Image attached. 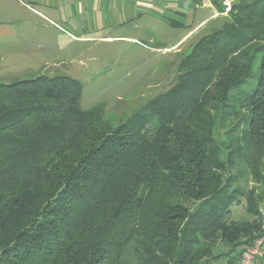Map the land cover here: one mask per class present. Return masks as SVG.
Returning a JSON list of instances; mask_svg holds the SVG:
<instances>
[{
	"label": "trees",
	"instance_id": "16d2710c",
	"mask_svg": "<svg viewBox=\"0 0 264 264\" xmlns=\"http://www.w3.org/2000/svg\"><path fill=\"white\" fill-rule=\"evenodd\" d=\"M225 13L115 127L70 76L0 83V264H238L264 232V0Z\"/></svg>",
	"mask_w": 264,
	"mask_h": 264
},
{
	"label": "rangeland",
	"instance_id": "374dc122",
	"mask_svg": "<svg viewBox=\"0 0 264 264\" xmlns=\"http://www.w3.org/2000/svg\"><path fill=\"white\" fill-rule=\"evenodd\" d=\"M10 1L4 0L3 4L7 6ZM209 1L224 15L212 19L210 8H197L193 15L187 12L184 18L172 17L181 20L182 25H170L163 17H147L143 21L125 20L121 26L110 29L95 27L67 32L40 18L36 26L2 22L0 83L38 75L70 76L80 85L81 108L102 106L104 118L115 127L164 93L175 80L180 61L194 44L220 29L228 19L223 9L225 0ZM229 1L232 5L243 0ZM204 19L207 22L200 27ZM260 57L257 56L254 69ZM249 83L254 85L255 77ZM239 135L238 129L234 136ZM260 159L264 177V152ZM236 170L240 172V168ZM253 185L258 193L264 190V184ZM244 208L232 206L233 218L246 219ZM260 211L264 214L262 207Z\"/></svg>",
	"mask_w": 264,
	"mask_h": 264
},
{
	"label": "crops",
	"instance_id": "0c3cea01",
	"mask_svg": "<svg viewBox=\"0 0 264 264\" xmlns=\"http://www.w3.org/2000/svg\"><path fill=\"white\" fill-rule=\"evenodd\" d=\"M3 2L0 0V23L36 26L40 18L67 32L95 27L110 29L121 26L125 20L143 21L147 17H163L170 25H182L181 20L172 17L184 18L187 12L193 15L197 8L203 7L212 10V19L223 14L209 0H11L7 6ZM206 20H202L199 26H203ZM224 262L218 260L213 264Z\"/></svg>",
	"mask_w": 264,
	"mask_h": 264
},
{
	"label": "built area",
	"instance_id": "2783aa9c",
	"mask_svg": "<svg viewBox=\"0 0 264 264\" xmlns=\"http://www.w3.org/2000/svg\"><path fill=\"white\" fill-rule=\"evenodd\" d=\"M225 11L230 8V1H224ZM264 234V233H263ZM257 237L253 243L242 249L238 264H263L260 261L264 259V235Z\"/></svg>",
	"mask_w": 264,
	"mask_h": 264
}]
</instances>
